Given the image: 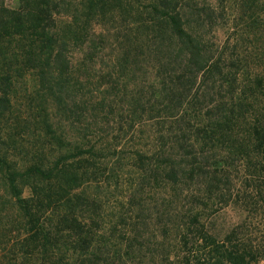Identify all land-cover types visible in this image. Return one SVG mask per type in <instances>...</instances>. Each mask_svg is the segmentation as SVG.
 I'll list each match as a JSON object with an SVG mask.
<instances>
[{
	"label": "trees",
	"instance_id": "16d2710c",
	"mask_svg": "<svg viewBox=\"0 0 264 264\" xmlns=\"http://www.w3.org/2000/svg\"><path fill=\"white\" fill-rule=\"evenodd\" d=\"M261 7L241 0L232 15L231 0H0V264H264V242L213 219L217 202L232 199L235 170L251 190L237 201L264 208ZM219 24L231 26L222 44ZM28 78L36 91L21 96ZM147 113L162 121L151 177L174 189L192 181L198 201L158 234L124 212L107 221L85 188L106 171L91 138L100 123L126 117L134 128Z\"/></svg>",
	"mask_w": 264,
	"mask_h": 264
},
{
	"label": "rangeland",
	"instance_id": "374dc122",
	"mask_svg": "<svg viewBox=\"0 0 264 264\" xmlns=\"http://www.w3.org/2000/svg\"><path fill=\"white\" fill-rule=\"evenodd\" d=\"M240 1L231 0L232 15L234 12H238ZM259 1L260 6H262L259 11L264 13V0ZM142 2L146 3V0H142ZM96 26L98 25H95L96 31L100 30ZM229 29H231L229 25H217L216 32L221 44L230 36ZM231 33H234V30ZM108 54L109 50L100 53L98 60H102L101 56H105L104 59L107 60ZM144 83L147 82L143 81L142 86L145 85ZM20 91L21 96H28L36 91L35 80L28 78L25 84L21 86ZM33 103V106H36L41 104V101L37 99ZM47 107L50 105L48 104ZM150 108V106L145 107L146 110ZM22 110H28V105L25 104ZM153 113L155 112L152 111L150 114ZM150 114L147 113L146 119L137 123L134 128L128 127L126 117L120 120L116 116L100 123V132L91 138L92 143L97 145V149L103 152L99 159L106 167V171L103 176H98L97 179L88 182L85 188L89 189V193L95 194L96 192L99 195L103 201L107 221L117 220L119 214L124 212L127 222L133 219L139 223L147 222L149 227H145L144 231L148 234H158V227L175 225L176 221L173 216L176 215L173 213L174 211L178 213L179 210H184V207L185 209L194 208L198 206V201L192 193L194 190L192 181L190 183L180 182L174 189L173 184L167 179L155 180L153 176L151 177L155 174V167L159 166L160 161H162L160 154L162 146L157 141L158 123L162 121L151 119ZM34 132H36V127L31 126L23 133L20 141L25 145L34 142L35 139L32 135ZM138 152L147 155V160L143 163L138 160ZM19 156L21 157V155ZM172 156L173 154H171ZM19 160L21 159L19 158ZM246 176L247 172L244 170L232 172V181L228 185L232 199L228 205L217 202L218 204L214 209L216 215L213 219L217 218L218 225H223L225 229L239 231L242 241L251 239L254 242L257 240L264 242V208L260 209L259 206L253 207V205L246 208L243 198L237 201L238 195L243 196L244 192L251 191L247 188L246 180L248 177ZM5 208L1 204L2 216L5 214L3 211ZM210 218L207 219L206 223L211 224L213 222V219ZM5 221L2 219L0 228ZM0 254L2 262L3 252Z\"/></svg>",
	"mask_w": 264,
	"mask_h": 264
}]
</instances>
